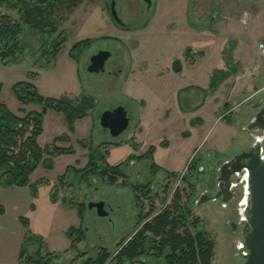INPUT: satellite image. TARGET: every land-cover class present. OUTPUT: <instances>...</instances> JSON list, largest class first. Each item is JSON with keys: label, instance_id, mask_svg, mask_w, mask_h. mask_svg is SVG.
Listing matches in <instances>:
<instances>
[{"label": "rangeland", "instance_id": "374dc122", "mask_svg": "<svg viewBox=\"0 0 264 264\" xmlns=\"http://www.w3.org/2000/svg\"><path fill=\"white\" fill-rule=\"evenodd\" d=\"M170 1L172 0H164L166 6L171 4ZM200 1L204 6L209 2V0H192L189 15L197 25H205L210 18L208 10L214 8L217 0H210V7L205 6L207 10L200 8L198 3ZM111 2L112 0H84L73 13L58 16L59 32L65 30L68 39L56 58L55 69L34 66L36 58L47 46L45 41L48 37L46 36V40H41L40 33H34L29 28L25 29L21 37L25 48L23 58H18L8 66L0 61V82L3 84L0 101L14 113H18L24 106L18 100L13 85L28 81L30 72L38 74L33 82L44 97L76 99L87 95L93 96L96 101L95 108L78 124V132L73 135L68 132L63 114L50 110L45 117L44 132L39 138L40 146L50 145L56 137L68 133L72 139L71 143L59 145L73 146L78 154L54 158L53 170H48L42 165L31 176L33 183L44 179L51 184V186L46 183L39 184V200L33 199L34 204L37 202L38 210L36 213L29 212L25 216L30 219L32 232L43 238L44 253L62 254L54 261L55 264H83L89 257H95L102 248H106L114 256L121 242L131 239L142 226L140 199L145 205L143 215L147 214L153 205L156 208L155 214H158L173 202L175 192L180 190L184 196L183 203L191 207L195 216L202 220L201 227L216 242L213 264H244L243 257L238 255L237 249V243L241 238L231 232L228 224V220L236 214L238 200H233L226 207L220 202L211 201L198 205L197 201L205 190L214 192L216 175L210 172L215 165L221 163L218 161L219 157L229 159L249 144L250 136L243 130V126L247 125L264 103V88H262L264 59L258 48V45L264 42V11L262 10L264 0L242 1L245 13L238 14V17L243 19L247 26H244L245 31H249L256 20L249 36V46H251H247L249 47L246 49L247 57L244 49V53L241 52L242 54L236 58L244 71L238 68L239 75L226 80L216 94H211L209 90L210 80L215 69L218 67L221 69L218 61L228 53L230 40L208 41L202 36L200 40L180 38L172 41L167 37L154 36L150 30L142 31L137 28L145 25L146 20L151 16L149 6L144 0H116L119 17L126 27H132L128 30L115 22L111 16ZM152 5H156V0H153ZM3 11L5 10L0 9V12ZM9 14L18 18L16 13ZM53 37H57V34ZM84 39H94L95 42L80 55L79 62H75L69 57V52L75 43ZM242 43L244 45L246 42ZM188 47L192 52L187 57L189 62H186ZM102 50L112 53L106 71L98 74L89 73L87 69L90 58ZM252 51L257 54L250 55ZM31 52L34 56H31ZM201 52L204 55L206 53L203 58L200 56ZM216 53L219 54V58ZM177 59L184 62L182 73H177L172 68L173 62ZM197 60L195 65H191ZM223 64H225L224 58ZM237 82L241 83L243 88L250 82L253 90L249 91L246 87V92L239 94L235 103V100L229 101V107L225 108L227 101L225 94L231 89L227 85ZM178 87L181 89L179 95ZM143 101L146 102V106L142 105ZM195 103L198 105L204 103V109L199 106L197 107L201 110L193 108ZM119 106L127 108L131 116V124L120 137L114 138L108 130L103 129L99 117L105 111H112ZM179 107L184 110V114H179L181 113ZM25 108L30 111H41L42 106L31 104ZM244 108L249 111L245 121L243 120L244 123H241V128H232L225 139H219L226 123H216V119L223 115L221 121H225L227 116L234 113L238 117ZM200 117L204 118V124L199 123L202 122ZM138 121L141 122V130ZM242 136L247 138L243 140ZM201 139L204 140L202 144L199 142ZM88 140L94 145L104 141L113 142L109 144L110 153L107 157L104 154L103 157L112 166L125 163L122 170L126 174L129 186L124 188L110 186L101 175L88 176L79 173L82 162L87 160L88 150L81 147L78 141ZM164 140L171 143L167 151L160 146ZM114 142L118 143L114 144ZM151 146H156L158 149L156 162L161 166V170H157L156 174L152 172L151 167L154 156L136 158L135 160L138 161L133 163L130 159L133 156L146 154ZM198 147L199 149L194 152ZM218 149L222 151L221 154H218ZM206 150H208L207 158L203 164L205 172L197 177V171L202 167L200 165L202 163L198 161H201L202 153ZM75 164L80 169L69 166ZM191 164L195 168L189 169ZM171 172H176L177 177H170ZM64 175L62 181L60 178ZM119 182H122V179H119ZM192 185L195 186V190ZM55 186L57 187L53 191L55 190L57 198L66 197L76 203H85L87 207L89 203L98 201H105L108 205L106 206L108 217H100L96 209L87 208L85 235L75 249H71L72 239L65 231L71 227L80 228L81 224L73 212L68 211L64 214L50 208L51 190ZM138 186L150 187L151 199L144 195L145 190L136 191L135 188ZM37 247L36 244L30 245L28 249L33 254ZM67 250L69 252L64 254ZM108 264H116V262L111 261ZM126 264L166 263L163 258L157 260L153 255H148Z\"/></svg>", "mask_w": 264, "mask_h": 264}, {"label": "trees", "instance_id": "16d2710c", "mask_svg": "<svg viewBox=\"0 0 264 264\" xmlns=\"http://www.w3.org/2000/svg\"><path fill=\"white\" fill-rule=\"evenodd\" d=\"M83 2L84 0H0V9L5 10L0 12V61L8 66L24 56L25 48L21 37L25 29L29 28L34 33H40L41 40H46V36L48 37L45 41L47 46L43 48L41 55L36 58L33 63L34 66L43 69H55L56 58L68 39L65 30L59 32L58 16L64 13H73ZM10 12L16 13L18 18L11 16ZM123 27L129 28L126 27L125 23ZM56 34L57 37L54 38L53 36ZM104 38L109 39L110 37ZM94 42V39H84L75 43L69 52V57L73 61L79 62L80 55L89 49ZM233 49L234 44L230 43L229 51L225 56L228 68L214 71L209 86L211 93L216 92L226 80L237 73L239 65L234 63L231 57ZM191 52L192 49L190 48L186 51L187 62H189L187 57ZM33 54L31 52V56H34ZM202 55L201 52L200 56ZM172 68L175 72L182 73L183 61L175 60ZM112 73L114 72L112 71ZM37 75L36 72H30L28 81L13 85L18 100L24 106L19 109L18 113L12 112L5 103L0 101V190L28 187L31 190L33 199L38 198L39 184H50L44 179L33 183L31 176L36 170L42 165L48 170H53L54 158L76 154L73 146L59 145L71 143L72 139L68 133L56 137L50 145L40 146L39 138L44 132L45 117L48 112L52 110L63 114L68 132L73 135L76 133V124L88 117L96 106L93 96L84 95L79 100L68 97L59 99L44 97L39 93L33 82ZM2 91L3 84L0 82V97ZM31 104L41 105V111H30L25 108ZM229 121H231L230 117ZM78 144L89 150V162L79 172L80 174L88 176L101 175L110 186L123 188L129 186L126 174L122 170L125 163L112 166L103 157L104 154L107 157L109 152H102L101 149L109 147V144L93 147L91 140L78 141ZM162 144L166 145L165 142ZM155 150L156 146H151L143 156H133L130 159L152 158ZM193 167L195 168L191 164L189 169ZM152 170L154 172L158 170L155 163L152 164ZM202 173L198 170L197 177ZM169 176L177 177V173H169ZM64 178L65 175L60 179L63 181ZM119 179H122V182H119ZM194 185L192 187L195 190ZM145 187H147V192ZM53 189L51 198L56 202L58 198ZM135 189L136 191L145 190L144 195L149 196L151 199L152 191L150 187L143 186L142 188L138 186ZM183 198L181 191L177 190L173 202L163 208L161 212L155 214L156 208L153 205L149 212L144 215L142 211H144L145 205L142 203V199L139 198L141 201L140 208L142 209L140 218L142 226L137 233L131 239H125L121 242L120 248L114 256L106 248H102L95 257H89L83 264H108L111 261H115L116 264L133 263L148 253V246L151 242H154L155 245L153 246H157L156 249L161 251L160 254L155 256L164 257L166 264H213L216 242L201 227L202 220L195 216L190 206L183 203ZM63 202L77 207L79 217L83 221L85 220L88 208L85 203H76L66 197ZM30 209L31 211L36 209L34 203L31 204ZM5 211V208L0 205V215H4ZM20 221L26 230V239L20 253L19 264H55L54 261L62 254L44 253V240L41 236H37L32 232L30 219L23 216ZM84 232L82 227H71L68 230L67 235L72 239L71 249H75L77 243L82 241L85 235ZM35 244L38 247L36 252L32 254L28 246ZM167 248L169 254L163 253V250ZM68 252L69 250L64 254Z\"/></svg>", "mask_w": 264, "mask_h": 264}, {"label": "crops", "instance_id": "0c3cea01", "mask_svg": "<svg viewBox=\"0 0 264 264\" xmlns=\"http://www.w3.org/2000/svg\"><path fill=\"white\" fill-rule=\"evenodd\" d=\"M191 1L192 0H177V1L172 0V1H170V3L172 5L167 3L168 5L166 6V3L164 2V0H156V5H154V6L152 5V7L149 8V10L151 12L150 18L146 20L147 23L146 24L144 23L145 25L137 27L138 30H142V31L150 30L151 34L154 36L167 37L169 40H172V41L175 39L176 40L180 39V38H186V39L192 38L195 40H200L202 38V36L205 39H207L208 41H215V40H221V41L227 40L228 41V40H230L229 43L234 44V49L231 52V57H232L234 63L238 64L239 68H241V63L239 62V60H236V58H237V56L242 54L241 52L244 53V49L246 51V49H248L251 46V45L249 46V39H250L249 36L251 35L253 25L256 22V20H255V22L252 24L251 29L249 31H245L244 26H246V25L244 24L243 19H239V17H238V14L241 15V13L243 12V9H244V6H242L243 0H217V3L215 4L214 8L211 7L208 10L210 12V18H209V21L206 20L207 22L205 25H197L196 23H194L192 21L190 15H189V7L191 5ZM209 2H210V0H209ZM209 2H208V4H205V6L209 5L208 7L206 6L207 8L210 7ZM198 3H199L200 8H205L207 10V8L203 5V3L201 1ZM262 10L264 11V3L262 4ZM243 13H245V12H243ZM220 16H221V18H220ZM213 26H215L216 28ZM129 28H132V27L129 26ZM129 28H127V29L131 30ZM151 29H153V30H151ZM218 33H219V35H218ZM120 41H122V40H120ZM243 41L246 42V43H244V45L242 43ZM247 46H249V47H247ZM188 48H190V47H188ZM211 48H213V47H211ZM247 53L248 52L246 51V54H245L246 57L248 56ZM254 54H257V52L255 53V51H252V53H250V55H252V56ZM205 55H206V53H205ZM205 55L203 54L201 56V58H203ZM215 55H217V57H218L219 54L216 53ZM225 56L226 55L224 54L223 58L225 60V64H223V65H222L223 58L218 57L219 58L218 62L220 64L221 69H227L228 68ZM198 60L195 61L194 63H191V65H195L198 62ZM241 70L244 71L243 67L241 68ZM242 71H240V73ZM238 75H239V72L237 71V73L234 76L230 77L229 79L237 77ZM262 83H264V80L262 81ZM240 84L241 83L237 82L236 84L232 83L230 85H227L231 89H230L229 93L225 94L226 99H227V101L224 105L225 108L229 107V104H228L229 101L231 102V101L235 100L234 101V103H235L237 100L236 98L239 94L245 93L247 89L249 91L253 90V85L250 84V82H248L244 86V88H243V86L241 87ZM209 86H210V84H209ZM263 86H262V88H264ZM246 87H247V89H246ZM220 88L215 93H211V94H216L217 92H219ZM177 90H178L177 92L179 95L181 92V89L178 87ZM80 96H82V94ZM79 99L80 98L77 97L76 99H73V100H79ZM178 104L180 106V104H181L180 101L178 102ZM142 105L146 106V102L143 101ZM197 106H199L200 108L202 107V109H204L205 104L203 103L202 105H198L197 103H195V105L192 107L195 109H198ZM230 107H231V105H230ZM179 110L181 112V113L178 112L179 114H182V113L184 114L183 109H181L179 107ZM198 110H201V109H198ZM248 111L249 110L244 108V110L241 112L240 116L237 117V115L234 113L232 115L227 116L225 121H221V119L224 118V117H222L223 115L219 119H216V121H215L216 123L217 122L226 123L225 126L221 130L219 139H225L231 133L230 130L232 128L233 129H235V128L240 129L241 123H244V121L248 115L247 114ZM229 117H230L231 121H229ZM234 118H235V120H234ZM200 119H202V122H199V123L204 124V118L200 117ZM80 122H78L76 124V129H77L76 131L77 132H78V124ZM140 126H141V122L138 121V127H140ZM140 130H141V127H140ZM187 133H188V131H187ZM232 136H234V135H232ZM245 138H247V137L244 136L242 139L244 140ZM203 139L205 140V137ZM204 140L202 141V139H201L199 142H201V144H202L204 142ZM163 142H165L166 145L162 144ZM163 142L160 143V146L163 147L165 151L169 150V148L171 146L170 141L164 140ZM106 143L110 144L113 142L112 141H104L98 145H94V143H93V147L99 146L101 144H106ZM117 143L114 142V144H117ZM197 149H199V147L195 148L194 152H196ZM101 151L102 152L108 151L110 153V146L102 148ZM157 152H158V149L156 148V150L153 154V156H154V162L153 163H155L158 166V170L160 171L161 166L156 162ZM217 152H218V154L222 153V151H220L219 149L217 150ZM207 153H208V150L204 151L202 153L203 156L201 158V161H198V163H202V164H200L201 166H203V164L207 158ZM76 154H78L77 150H76ZM76 154L74 156H76ZM86 157H87L86 158L87 160L82 162L83 165H82L81 169L79 167H77L76 164L75 165H69V166H73V167L80 169V170L84 169L89 162V150L87 152ZM225 159L228 160L227 157H225L224 159L222 157H219L218 161L222 163V162H224ZM56 160H55V164H56ZM134 161H138V160L133 159L131 161V163H133ZM216 164H218V163H216ZM152 172L155 174L157 173L156 171L154 172V170H152ZM171 173H176V172H171ZM49 186H51V184H49ZM51 193H52V190H51ZM64 198H62V199L58 198L57 201L54 202L52 200V198L50 197V201H51V205H52V206H50V208L52 210L57 209V211H59L60 213L64 212V214H66L68 211L73 212L74 215H76L78 221H80V224H81L80 227L84 228L85 220L83 221L79 217L78 208L73 206V205L64 203L63 202ZM35 200L38 201L39 198H37ZM32 203H33V198H32V194H31V190L28 187L1 189L0 190V205H2L6 210L4 215H0V264H19L20 253L22 250L23 243L26 239V230L23 227V225L20 221V218L28 215L29 212H31V213L37 212V210H38L37 202L35 204L36 209L34 211H30L31 210L30 207H31ZM57 206H61L62 208H55ZM86 215L87 214H85V219H86ZM68 230L65 231L66 234H67Z\"/></svg>", "mask_w": 264, "mask_h": 264}, {"label": "water", "instance_id": "95a60500", "mask_svg": "<svg viewBox=\"0 0 264 264\" xmlns=\"http://www.w3.org/2000/svg\"><path fill=\"white\" fill-rule=\"evenodd\" d=\"M149 8L152 7L153 0H144ZM117 2L112 0L110 5L111 16L120 25H123L122 19L119 17L117 11ZM112 57V53L107 50H102L93 55L90 58V64L88 66V72L92 74H98L106 71L107 62ZM259 106V105H258ZM256 111L251 117V124L244 127L243 130L248 133L253 132L251 135L254 144L250 147L249 152H244L241 155L236 154L233 158L225 160L220 171L219 181L226 179L227 183L225 188L222 184L223 190L228 192L230 196L233 195L232 186L229 182L230 177L234 175H244L241 180L245 181V187L247 190L248 199L247 204V225L244 234V244L242 248L245 250L243 253L244 264H264V135L259 137L258 130H261V126L257 121H264V108ZM100 124L104 130H108L114 138L120 137L126 132L131 124V117L129 111L124 106H119L112 111H105L100 117ZM264 131V128H263ZM239 180L237 183L239 184ZM203 193L199 196L197 201L198 205L204 204L208 201H215L221 194L215 197L205 196ZM228 194V196H229ZM230 198L226 197L224 203ZM90 210L96 209L100 217H108L109 212L106 209L105 201L91 202L88 205Z\"/></svg>", "mask_w": 264, "mask_h": 264}, {"label": "flooded vegetation", "instance_id": "af4514ba", "mask_svg": "<svg viewBox=\"0 0 264 264\" xmlns=\"http://www.w3.org/2000/svg\"><path fill=\"white\" fill-rule=\"evenodd\" d=\"M262 108H264V103H262L261 104V106H260V109L259 110H261ZM131 117V116H130ZM253 119V118H252ZM252 119H250L249 120V122L247 123V125L246 126H248V125H250L251 124V120ZM257 123H259L260 124V126H261V130H258L257 131V135L259 136V137H261V136H263L264 135V131H263V128H264V121L263 120H258L257 121ZM246 126H243V127H246ZM249 134V136H250V141H249V144H247V146L245 145V148L244 149H242L241 151H239V152H237V153H234L229 159H231V158H233V156L234 155H236V154H239V155H241L242 153H244V152H249L250 151V147L251 146H253V144H254V140H253V138H252V134H253V132H251V133H248ZM228 159V160H229ZM223 163L224 162H222L219 166H216L215 165V167L211 170V172H210V174H214V175H216L215 177V181H216V185H215V189H214V192H212V193H210V191H209V189H207L208 191H204L203 193H206L205 194V196L208 198V196H211V197H215V196H217L218 194H221V196L218 198V199H216L215 201H211V202H220L221 204H222V206L223 207H226V206H228V204L230 203V202H232L233 200H238V203H237V207H236V209H235V216L234 217H232V218H230L229 220H228V224H229V226H230V229H231V232L232 233H234V234H238L239 236H240V240L238 241V243H237V249H238V255H240L241 257L243 256V253H244V249L242 248V245L244 244V234H245V231L247 230L246 229V225H247V217L249 216L248 215V212H247V204H246V201H247V199H248V195H247V191H246V187H245V181L242 179L241 180V178L244 176V175H242V177H240V175H234V176H232V177H230V179H229V182H230V184L231 185H233L232 186V192H233V195L232 196H230V194L228 193V192H226V194L224 193L225 192V190H223L222 189V187H220V184H222L223 185V187L225 188V186H226V183H227V181H226V179H222L221 181H219V178H220V171H219V169L221 168V166L223 165ZM204 167L202 166V167H200L199 168V170L201 171V172H205L204 171V169H203ZM239 180H241L240 181V183L238 184L237 182L239 181ZM202 193V194H203ZM201 194V195H202ZM228 194H229V196H228ZM200 195V196H201ZM239 196H240V198H239ZM226 197H228V198H230L228 201H227V203H224V200H225V198ZM106 206L108 207V205H107V203H106ZM107 207H106V209H107ZM108 210V209H107ZM137 233V232H136ZM135 233V234H136ZM134 234V235H135ZM133 235V236H134ZM132 236V237H133ZM152 244V245H151ZM153 245H155V243L154 242H151L150 243V245L148 246V249H149V251H148V253L145 255V256H148V255H153L155 258H157V260H159V259H161V258H163L164 259V257H156L155 255H158V254H160L161 253V251L158 249H156V247H154ZM158 248H160V247H158ZM163 253H165V254H169V249L167 248V249H165V250H163ZM166 263V262H165Z\"/></svg>", "mask_w": 264, "mask_h": 264}, {"label": "built area", "instance_id": "2783aa9c", "mask_svg": "<svg viewBox=\"0 0 264 264\" xmlns=\"http://www.w3.org/2000/svg\"><path fill=\"white\" fill-rule=\"evenodd\" d=\"M258 48H259V53L260 55L262 56V58L264 59V42H261L259 45H258ZM247 191V190H246ZM243 246V245H242Z\"/></svg>", "mask_w": 264, "mask_h": 264}]
</instances>
